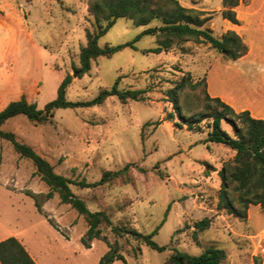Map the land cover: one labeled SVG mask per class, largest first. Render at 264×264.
I'll return each instance as SVG.
<instances>
[{"label":"rangeland","instance_id":"obj_1","mask_svg":"<svg viewBox=\"0 0 264 264\" xmlns=\"http://www.w3.org/2000/svg\"><path fill=\"white\" fill-rule=\"evenodd\" d=\"M90 0H0V109L24 95L38 107L54 98L58 83L78 63L86 30H94ZM186 7L205 11V26L219 37L234 30L246 44L247 57L255 58L256 31L264 30V0H239L237 22L221 14V0H178ZM118 17L99 37L98 44L132 40L146 26ZM154 35L143 34L133 46L110 56L100 55L89 70L73 77L66 88L69 100H86L119 77L120 88H144V97L121 102L116 96L84 107H59L50 121L36 123L16 115L1 125L18 140L47 159L53 169L71 179L97 180L103 171L128 165L127 172L96 187L71 185L89 210L104 209L113 222H125L142 232L158 229L153 239L158 251L131 237L118 238L127 264H160L171 247L199 254L209 245L223 248L221 264H264V239L257 233L264 223V207L250 206L246 216L218 210L220 178L217 171L233 156L228 147L205 142L210 117L191 127L184 124L167 97V89L187 73L194 87L179 92L184 114H208L214 103L206 99V72L213 59H228L208 43L181 42L168 51L154 52ZM221 126L232 134L224 120ZM142 168V169H141ZM0 137V239L13 235L41 264H98L108 249L101 239L82 241L87 229L84 216L62 203L48 186ZM229 191L232 193L230 187ZM40 205L37 209L35 199ZM260 206V207H258ZM262 215V214H261ZM210 218L208 228L193 237V222ZM162 219H164L162 221ZM102 234L115 237L104 224ZM111 264H124L114 260Z\"/></svg>","mask_w":264,"mask_h":264},{"label":"trees","instance_id":"obj_2","mask_svg":"<svg viewBox=\"0 0 264 264\" xmlns=\"http://www.w3.org/2000/svg\"><path fill=\"white\" fill-rule=\"evenodd\" d=\"M238 2L239 0H221L222 17L236 23L238 20L234 7ZM88 8L93 16L95 29L85 31L86 43L80 47L78 63L73 64L72 71L66 72L58 83L55 97L45 102L43 107H38L36 102L29 101L24 95L9 101L0 109V137L7 140L20 156L31 160L35 168L34 172L48 186V191L45 193L47 198L56 192L62 203L69 204L84 216L87 229L81 238L82 241L88 246L92 238L105 242L108 249L99 258L98 264H111L116 259L127 264L124 255L120 252L117 239L131 237L152 249L161 251L167 245H160L153 239L158 226L151 232H142L125 222H113L110 214L104 209L89 210L85 201L72 191L71 185L80 188L103 185L125 174L128 165L119 169L105 170L97 180L91 182L83 178L71 179L57 173L47 159L30 145L18 140L12 131L1 129V125L16 115H23L29 121L36 123L48 122L52 119L56 108L97 105L112 95L121 102L128 99H142L146 91L144 88H120L117 86L119 77L110 87L102 88L90 99L69 100L65 94L73 77L79 78L89 70L92 59L100 55L110 56L127 45L133 46V42L143 34L155 36L156 46L151 49L154 52L168 51L181 42L192 40L196 43H208L228 59H236L246 53L247 46L232 29L225 30L219 37L215 36L212 30L205 26L207 16L204 10L183 6L178 0H90ZM118 17L131 19L136 25H146L152 20L158 23L146 26L132 40L100 46L99 37ZM201 81L202 78L192 81L190 74L187 73L167 89V97L181 121L190 127L203 117H210L209 130L204 141L222 144L234 151L233 156L217 171L220 185L216 208L237 217H245L249 204H259L264 207V118H254L248 110L235 111L219 97H210L208 93L205 94L206 99L214 103L208 114H184L179 105V92L186 86L194 87ZM222 120L231 126L234 136L222 128ZM230 187L232 193L229 191ZM32 196L37 209L40 210L36 194ZM102 224L112 232L114 241H109L102 234ZM209 225V217L194 221L193 237L195 238L196 231L206 229ZM225 257L224 249L214 245L205 247L197 255L171 247V253L160 264H221ZM0 264L37 263L22 242L10 235L0 239Z\"/></svg>","mask_w":264,"mask_h":264},{"label":"crops","instance_id":"obj_3","mask_svg":"<svg viewBox=\"0 0 264 264\" xmlns=\"http://www.w3.org/2000/svg\"><path fill=\"white\" fill-rule=\"evenodd\" d=\"M255 31V58L247 57L246 53L236 59L222 60L215 57L205 76L210 97H219L235 111L248 110L252 117L264 118V30ZM231 135L234 136L233 131ZM263 215L264 209L258 216L262 218ZM260 228L257 235L264 239V223ZM22 244L34 261L41 264L28 247Z\"/></svg>","mask_w":264,"mask_h":264}]
</instances>
